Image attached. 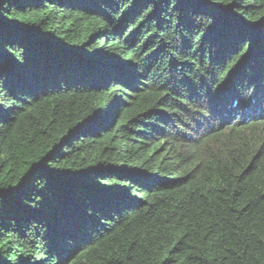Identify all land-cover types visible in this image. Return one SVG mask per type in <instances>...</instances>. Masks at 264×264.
I'll return each mask as SVG.
<instances>
[{
  "label": "trees",
  "instance_id": "1",
  "mask_svg": "<svg viewBox=\"0 0 264 264\" xmlns=\"http://www.w3.org/2000/svg\"><path fill=\"white\" fill-rule=\"evenodd\" d=\"M0 264H264V0H0Z\"/></svg>",
  "mask_w": 264,
  "mask_h": 264
}]
</instances>
